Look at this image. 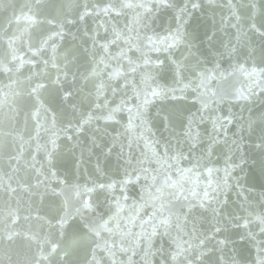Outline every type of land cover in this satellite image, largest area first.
<instances>
[{"label": "water", "instance_id": "1", "mask_svg": "<svg viewBox=\"0 0 264 264\" xmlns=\"http://www.w3.org/2000/svg\"><path fill=\"white\" fill-rule=\"evenodd\" d=\"M0 264H264V0H0Z\"/></svg>", "mask_w": 264, "mask_h": 264}]
</instances>
